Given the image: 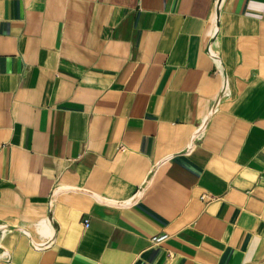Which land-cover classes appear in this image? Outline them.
Here are the masks:
<instances>
[{
  "label": "crops",
  "instance_id": "1",
  "mask_svg": "<svg viewBox=\"0 0 264 264\" xmlns=\"http://www.w3.org/2000/svg\"><path fill=\"white\" fill-rule=\"evenodd\" d=\"M0 264H264V0H0Z\"/></svg>",
  "mask_w": 264,
  "mask_h": 264
},
{
  "label": "built area",
  "instance_id": "2",
  "mask_svg": "<svg viewBox=\"0 0 264 264\" xmlns=\"http://www.w3.org/2000/svg\"><path fill=\"white\" fill-rule=\"evenodd\" d=\"M84 224L86 226L89 225V219H86L84 221ZM168 238V234L167 233H161L159 235H156L152 238V241L155 243V244H160L161 242H163L164 240H166Z\"/></svg>",
  "mask_w": 264,
  "mask_h": 264
}]
</instances>
